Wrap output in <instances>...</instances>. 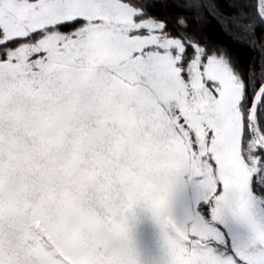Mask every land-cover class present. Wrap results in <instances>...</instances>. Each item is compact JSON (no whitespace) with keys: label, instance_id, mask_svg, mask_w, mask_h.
I'll return each mask as SVG.
<instances>
[{"label":"snow or ice","instance_id":"snow-or-ice-1","mask_svg":"<svg viewBox=\"0 0 264 264\" xmlns=\"http://www.w3.org/2000/svg\"><path fill=\"white\" fill-rule=\"evenodd\" d=\"M231 7L0 0V264H264V0Z\"/></svg>","mask_w":264,"mask_h":264},{"label":"trees","instance_id":"trees-1","mask_svg":"<svg viewBox=\"0 0 264 264\" xmlns=\"http://www.w3.org/2000/svg\"><path fill=\"white\" fill-rule=\"evenodd\" d=\"M221 5V9H217L219 15L228 19V13L233 11L231 5L236 0H218ZM156 14H159L158 12ZM178 11L172 9L168 13L169 29L172 34L177 31L176 19ZM219 18V17H217ZM257 38L264 40V30H256ZM202 42H208L211 48H222L227 52V55L231 57L237 68L243 72L253 62L258 61V48L254 43L249 41L247 36L237 35L236 30H228L223 21L216 23L214 20L209 19L203 30V34L200 37Z\"/></svg>","mask_w":264,"mask_h":264}]
</instances>
